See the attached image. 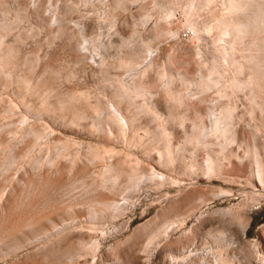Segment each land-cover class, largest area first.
<instances>
[{
    "label": "rangeland",
    "instance_id": "obj_1",
    "mask_svg": "<svg viewBox=\"0 0 264 264\" xmlns=\"http://www.w3.org/2000/svg\"><path fill=\"white\" fill-rule=\"evenodd\" d=\"M192 1L0 0V264L264 263V188L245 153L256 148L264 165V95L234 97L236 143L221 173L206 175L219 144L189 139L214 104L192 88L195 52L210 60L212 46L203 31L193 38ZM162 67L183 104L163 91ZM120 82L147 97L117 103ZM112 102L136 117L126 137ZM167 148L173 163H160Z\"/></svg>",
    "mask_w": 264,
    "mask_h": 264
},
{
    "label": "bare ground",
    "instance_id": "obj_2",
    "mask_svg": "<svg viewBox=\"0 0 264 264\" xmlns=\"http://www.w3.org/2000/svg\"><path fill=\"white\" fill-rule=\"evenodd\" d=\"M192 2H195L194 5H192L194 6L192 13L193 15L196 16L194 20H192V30L194 32L193 38L197 41L200 35V34L199 35L197 34L200 31H203L205 32V34H207L210 37L211 46H212L211 47L212 55H211V52L209 54L211 55L210 60H207V59L204 60V57H203V61H201L200 59H198V57L200 55V52H201V55L204 52L202 51L195 52L197 73H196L195 79L192 81V88L193 87L195 88L196 93L199 94L202 98V99L201 98H198V99H201L202 101H203L204 96H207L209 94L215 95V98L213 99L214 104L212 106L207 102L211 107H208L206 117H205L206 119L201 116H200L201 118L200 117L198 118V121L194 123V128H193L194 134L193 136L190 137L189 140H191L192 142H195L196 145H200L203 142L204 138L206 137L207 138L211 137V139H214L215 141L218 142L219 144L218 145L219 146L218 155L215 158L208 155L205 161V165L202 166L206 175H208L209 177H213V176H218L221 173L222 169L225 166V162L228 161L229 159V156H227L228 147L231 144L236 143L235 142L236 135L234 132L233 123H235V120H236L235 119L236 117H234L235 116L234 112L238 107L236 105L237 103L235 102L233 103V100L235 99L234 97H236L238 92L240 93L242 91H245V89H248L250 91L249 93L250 100H251L250 102L252 104L257 105L259 102H256V98L258 99V97H256L257 96L256 94L260 93V95L262 94L264 95V46H263L264 43L262 42L263 43L262 44L259 38L260 36L261 37L264 36V0H195ZM215 3H218L219 5L217 6V4ZM212 5L213 7H211ZM215 5L219 8V9L217 8L218 12H216L217 9L214 10L213 12H216V13H213V14L211 13L212 14L211 17L209 16L210 19L207 18L208 19L207 21L205 20L203 22L202 20L203 23L202 22L199 23V21H197V18L199 17V14L202 13V11L200 13L199 11L201 9L205 11L204 8H210V7H211L210 11H212L211 9L214 8ZM188 13H190V11ZM189 16H191V14ZM247 39H250L251 42L250 44L245 45L244 43H246L245 41ZM125 66L131 69H135L134 68L135 63L133 62H129ZM143 70L145 71V69ZM162 70H165V69H163L162 67L161 73L163 72ZM247 71H249L248 75L246 74ZM159 72H158V75L159 74L161 75V73ZM147 73L148 72L146 71V74ZM144 75H145V72H144ZM145 76H143L142 74L143 78ZM160 78L161 80L164 79L162 89L167 95V98L171 99V101H173L174 103L180 102L181 100H183L184 97L181 94H179L180 92L177 93L175 90L171 89L172 83H173L172 82L173 80L171 79V77H169L165 72H163ZM131 84L120 82L119 84L120 86L118 87L119 90L116 94H114V99L117 103H120L129 98L130 99L135 98V97L138 98L139 96H142L144 100L145 99L144 96L147 97V94L145 93L146 91L145 89L142 90L143 87L141 85L140 87V86L131 85ZM262 96L259 97L260 100L262 99L261 98ZM185 100H183L180 103L183 104ZM235 101L237 102V100ZM141 107L147 110V112L150 111L151 113L153 111L152 114L155 116L156 114L158 115V113H155L156 110L155 111L152 110V107H150L149 104L145 101L143 102ZM109 113H110L109 120L118 125L119 130H120L119 134L121 133L122 137H126L127 132H129L132 128L135 127L136 117L134 113H133V116H130L128 118L124 117V115H122L121 112L119 111L118 106L115 105L113 102L111 103V112ZM250 115L252 116V114ZM158 116H156V118L159 119ZM204 119L209 122V127L205 126L204 124L205 122L203 121ZM160 120L163 121L164 119L160 118ZM239 120L241 119L239 118ZM160 123L159 124L161 126L162 125L164 126L162 122ZM164 123L166 124V122ZM34 134H35V131H34ZM138 135L139 134L137 133V130H136L133 135L134 140H136V142H138L137 140ZM147 135H149L150 138L151 136H153V135H150L149 133ZM168 136H169L168 132L165 129H162V133L159 136L160 139L167 140ZM237 146H238V149L242 148V146H239V145ZM251 149L247 147V150L245 149L246 150L245 153L252 160L251 175H252V178L254 179L253 182L255 183V181L257 180V182L261 184V187L264 188V165H263V162L261 161L262 159L256 148H253L252 150ZM110 154L112 156V153ZM96 156L97 155H95L94 157ZM234 156H236L237 160L241 159V156L238 152L237 154H234ZM96 158L94 160H96ZM97 159H99L98 161H100V157ZM159 161L160 163H163V162H166L167 164L173 163L172 155L168 148L164 150V152L162 151L159 153ZM44 163L46 162L44 161ZM111 170L113 169H111L110 166L105 165L101 172V175H102L101 178L102 179L104 178V180L105 179L107 180L108 177H111L112 176L110 175L112 173ZM164 180L165 179H163V181ZM113 182H116V181H114L113 179ZM167 233L168 232H165L164 234L167 235ZM168 248L169 250L173 249L171 246H168ZM216 252L219 253L218 250ZM222 255H219V254L216 255L217 256L215 260L216 264H227L225 263L226 261L223 260ZM193 256L195 257L196 254H192V257ZM171 257L173 260L176 258L175 256H171ZM186 258H188V256L183 258V260ZM263 260H264V256H263L262 262H264ZM260 262L261 261H259V263Z\"/></svg>",
    "mask_w": 264,
    "mask_h": 264
}]
</instances>
